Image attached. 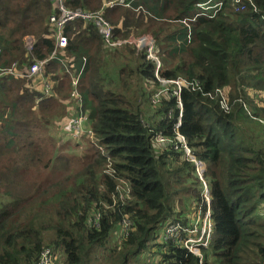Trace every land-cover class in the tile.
<instances>
[{
  "label": "trees",
  "instance_id": "trees-1",
  "mask_svg": "<svg viewBox=\"0 0 264 264\" xmlns=\"http://www.w3.org/2000/svg\"><path fill=\"white\" fill-rule=\"evenodd\" d=\"M207 1L122 0L129 7L119 1L105 7V0H64L73 10L103 9L114 29L113 41L128 35L152 36L163 65L158 71L161 78L198 80L204 94L217 89L230 92L226 93L229 114L220 109L218 99L186 89L181 92L178 131L207 166L204 180L213 235L209 247L202 249L203 264H264V125L250 118L239 102L249 105L255 118L264 119V107H255L247 93V89L264 91V0H251L257 10L247 3L242 11L231 0H223L215 17H196L201 13L197 5ZM138 8L147 13L146 18L136 13ZM55 12L53 0H0V31L7 35L0 36V66L7 68L10 58L19 56L18 45L25 46L29 36L36 39L31 58L48 57L54 48L50 17ZM193 18L188 40V28L180 21ZM65 34L68 54L77 58V66L87 58L79 82L81 112L88 115L98 145L131 191L122 202L114 179H98V167L107 161L103 155L97 156L96 164L66 168L72 182H61L46 173L43 160L35 159L41 144L23 140L21 127L24 130L29 116L38 121L41 133L50 132L54 139L59 138L60 117L68 114L71 120L79 113L67 75L56 78L59 85L67 82L62 105L44 95L42 83L37 84V97L28 90L20 96V80L0 78V147L12 150L5 162L0 150V200L8 201H0V264H37L45 248L54 255L62 253L64 264H199V258L182 246L162 241L166 223L189 222L178 217L179 195L196 201L203 216L208 210L195 165L174 144L160 154L154 150L159 136L176 137L178 98L171 91V98H163L154 114L147 116L154 94L143 83L160 86L147 50L127 45L107 48L92 24L79 21L66 27ZM52 67L62 72L58 64L48 70ZM55 88L58 95L59 86ZM37 100L41 102L35 113ZM49 106L54 108L48 111ZM11 157L17 161L13 166ZM25 163L42 165L45 173L44 185L39 186L40 178L35 176L23 193L16 175L27 167ZM55 181L58 184H52ZM96 215L99 227L91 223ZM124 219L134 224L128 236ZM117 230L118 245L113 246L110 238Z\"/></svg>",
  "mask_w": 264,
  "mask_h": 264
},
{
  "label": "built area",
  "instance_id": "built-area-1",
  "mask_svg": "<svg viewBox=\"0 0 264 264\" xmlns=\"http://www.w3.org/2000/svg\"><path fill=\"white\" fill-rule=\"evenodd\" d=\"M56 6V12L50 17V25L53 29L52 40H54V48L51 54L48 57L40 60H34L31 58L34 46L36 44V39L33 36L26 37L25 48L27 49L26 57L27 63L20 64L19 61L10 62L7 68L0 66V78L13 76L17 78L16 80L25 81L29 84H38L42 83L43 92L46 97H53L56 95L55 86H59V79L55 78L54 74L48 75V68L51 64H58L61 67V74L67 75L70 84H71V96L75 98L77 108L79 113L70 120L68 126V139L74 141H81L83 137L87 136L88 138L93 139L95 137V131L92 128H89V117L87 114L81 112L82 104H83V96L79 91V82L80 77L83 74L86 65L87 58L83 57L81 67H78V60L75 56L69 55L68 48V37L65 34V29L70 24L75 22H84L85 24H92L101 35L104 44L107 48L115 47V46H131L135 47L138 51L146 49L148 59L153 61L156 66V78L162 85H172L174 86V94L178 98V108L180 110L179 120L175 126L176 129V137L174 140L168 139L164 136H159L155 139L154 142L159 143L165 149L168 145L174 144V149L177 152H182V156L186 161H189L195 165L197 175L199 179L203 182V196L208 205V210L206 211L205 219L200 218V211L197 213L198 222L193 226H188L182 224L180 222H168L162 228L163 242H172L177 245L182 246L189 253L199 258V264H203V255L202 249L208 248L212 235H213V221L211 219L210 212V194L207 188V184L204 180L205 173L207 171V166L204 162L198 160L195 155L192 153L191 149L188 147L186 139L183 135L179 133V128L181 125V117L183 106L181 103V92L183 89H186L191 92H201L204 94L202 85L200 81H188L182 78H178L176 80H165L161 78L158 74L159 68L161 67V62L156 54L155 40L150 35H142L137 37L135 35H128L126 37L119 38L116 41L114 38V29L111 24L105 19L103 16V9L94 12H88L83 9H69L66 7L64 0H53ZM120 4L129 7V4H123L122 0H109L105 1L104 6H113L117 2ZM234 6H237V11H242L246 9L247 3H249L255 10L257 8L253 4L251 0H231ZM197 7L201 10V13L198 16H206L209 18H213L223 7V0H208L206 3L198 4ZM136 13L138 15H143L145 18L147 17V13L142 9H136ZM195 17V18H196ZM193 18L191 21L185 19L180 21L185 27L188 28V40L191 39V22L195 21ZM2 50L0 49V55ZM160 78L162 80H160ZM212 101H217L220 109L226 113H231V106L228 98L224 95L222 89H217L215 92L205 93L203 95ZM155 103L159 102V97L156 98ZM40 100H37V104L40 103ZM241 106L244 108L246 112L247 105L239 100ZM251 115L250 111L248 112ZM259 123L264 125V119H257ZM106 160L109 161L107 175L112 179L117 180V178H123L118 175V172L112 162L110 156L106 153L104 154ZM106 161V162H107ZM124 179V178H123ZM126 182L127 180L124 179ZM127 186V195L130 194L131 187ZM116 189L119 192V186L116 185ZM122 200V198H120ZM91 223L95 227H99L100 225V217L96 215L94 218L92 217ZM133 222L128 219H124L122 222V226L125 230V236L129 235V230L133 227ZM37 264H55V255L51 251L50 248H45L41 256L37 262Z\"/></svg>",
  "mask_w": 264,
  "mask_h": 264
},
{
  "label": "rangeland",
  "instance_id": "rangeland-1",
  "mask_svg": "<svg viewBox=\"0 0 264 264\" xmlns=\"http://www.w3.org/2000/svg\"><path fill=\"white\" fill-rule=\"evenodd\" d=\"M107 1V0H105ZM0 36L5 37L7 36L4 31H0ZM37 38V37H36ZM24 40V39H23ZM25 44H26V39H25ZM19 47V56L15 58H10V62L14 61H19L20 64H25L27 63V57H26V50L25 46L18 45ZM163 67V65H162ZM161 67V68H162ZM48 75L54 74L55 78L62 76V74L59 72L58 68L52 67L48 70ZM17 78L13 76H7L3 78L2 80H7V82L11 81H16ZM160 80H162L160 78ZM21 82V88L19 90V95L23 96L25 95V91L28 90L30 94H36L35 96L37 97L39 93V87L37 84H27L25 81H18ZM63 83V84H62ZM67 82L61 81L58 92L59 94L55 95L53 98H48L49 100H56L58 101L59 104H61V99L64 94H68V88H67ZM160 83V82H159ZM145 89L149 92L151 90L153 91L154 96L152 97L151 104H150V109L149 114L147 116H151L154 114L156 111L155 108H157L160 105V102L163 98L168 99L169 97L171 98L172 93H174L175 88L172 85H162L160 83V86L156 87L150 83H143ZM232 92V90H231ZM262 92V93H260ZM224 95L227 97L226 93H230L229 91L225 90ZM247 93L249 98L252 99V103L255 107L259 106L261 108L264 107V91H256V90H248ZM18 93H16V96L19 97ZM159 97V103L156 104L155 101L157 100L156 98ZM20 98V97H19ZM57 98V99H56ZM228 98V97H227ZM229 100V98H228ZM68 101H71L68 99ZM62 105V104H61ZM38 104L36 103L35 106H33L32 111L35 113L38 108ZM148 107V106H147ZM54 107L49 106L48 111ZM247 110L248 112L250 111L251 115H249L250 118H255L253 116L254 111L249 108V105H247ZM9 112V110L7 109ZM57 121V120H56ZM55 121V122H56ZM70 118L67 115H64L63 117H60V120L57 124V130H58V135L59 138H50V132L44 131L41 133L38 130V121H34L32 117L29 116V118L24 121V130L21 127V135L25 137V140L27 143H40L41 144V154H39L40 151L35 152V159L36 160H43L44 161V169L47 174H52V176L57 177L61 182H72L69 174L65 172L66 168L72 167L73 164H96V161L98 159L97 156H104L106 154V151L100 147L97 143V138L96 136L91 139L88 138L87 136L83 137L81 141H71L68 139V126H69ZM89 128H93V125L91 121L89 120L88 123ZM29 129V130H28ZM55 133L57 134L56 130ZM7 144V143H6ZM154 150L157 153H162L165 148L161 146L159 143L154 142L153 144ZM0 150L2 152V161L5 162L7 158L11 155L12 150H10L8 147L1 146ZM105 162V161H104ZM17 163L14 157H11L9 160L10 166H13ZM26 168L22 172H20L18 175H16V178L19 179L20 184H21V191L23 193L28 191V183L32 180L31 178L37 176L39 177V186L44 185V182L41 181L44 171H42V165H31L27 164ZM108 165L109 161L104 163V166L102 168L98 167V179H102L103 176H108L107 171H108ZM110 177V176H108ZM111 178V177H110ZM119 186V197L122 198V202H124L127 198V186L128 184L123 178H117V180H114ZM52 184H58L57 181L53 182ZM51 184V185H52ZM129 185V184H128ZM179 198H181L182 206L180 207L179 203L177 202L176 205L178 207L177 209V214L178 217H180L182 220L186 219L189 221L186 225L188 226H193L198 222V217L197 213L200 211L196 210V205L198 204L196 201L189 200L188 197H185L183 195H179ZM115 200H117V197H114ZM4 204L7 203L8 201L6 199H1ZM109 208L108 206H105ZM206 216H203L200 213V218L205 219ZM120 233V230H117L115 233L113 232L111 238H110V243L113 244V246L118 245V239H117V234ZM157 249H155L156 251ZM155 255V254H153ZM155 256H159L158 254ZM158 258V257H156ZM64 256L62 253L57 252L55 254V262L56 264H64ZM147 260V258H146ZM159 262V260H156V263Z\"/></svg>",
  "mask_w": 264,
  "mask_h": 264
}]
</instances>
